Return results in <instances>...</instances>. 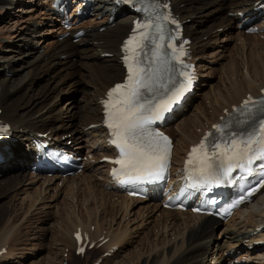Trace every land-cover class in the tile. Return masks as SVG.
<instances>
[{"label":"bare ground","instance_id":"obj_1","mask_svg":"<svg viewBox=\"0 0 264 264\" xmlns=\"http://www.w3.org/2000/svg\"><path fill=\"white\" fill-rule=\"evenodd\" d=\"M103 1L104 0H93L91 6L95 9V12L97 13L96 16L104 13L105 16L101 20L90 18L89 25L84 23L81 24L78 29H83L84 35L78 39V41L74 42L72 39H59V27L52 28L49 21L51 18L46 17L48 16V0H0V18H3V22H0V42L3 44L0 47V119H3L10 124L11 130L14 132L13 138L15 139L8 144L7 149H4V155L8 154L9 158L1 163V171H5L3 166L8 164V162H15L19 155V146H22L24 150H27V153L23 152L21 153V156L27 157L30 163L32 157L30 145L22 142H27V140H30L31 136H34L36 133L49 131V133L53 134L55 138H62V136L67 137V134L74 133L78 136L75 138L74 144H76L79 141L78 139L81 138L86 139V142L88 143L92 139L95 141L101 140L98 138V133L94 132L96 129L88 132L84 131V129L100 119V100L103 99L107 88L122 76V69H120L119 65L120 54H118V46L121 43L122 36L128 32L133 18L128 14L118 18L117 14L124 11L123 8H120L117 9L118 13L115 15L116 19L113 22H109L108 18L111 14L107 11V4ZM170 1L172 2V5H174L175 13L181 21H192L197 13H202L201 18L203 19L209 18L210 15L215 13L219 14L216 16L217 19L212 21L211 25L205 27V29H191L188 31L185 26L186 35L190 36L192 40L191 49L194 51V61L198 57V53L206 51H203L206 36L216 33L219 28H226L229 26L231 28L235 27L233 25H236V21L239 18L238 16L233 15L243 14L244 18L255 15L250 12L252 11L254 2L258 0ZM28 4L31 5L28 7ZM10 8H17L18 12L21 11V14L19 13V20L14 23L16 24V26H14L15 28L12 27L13 18L10 19V17L5 14ZM225 11L226 14H224ZM43 17H45L44 20L48 21V24L42 20ZM239 22L240 21L238 20V23ZM188 23L186 25H188ZM17 26L18 28H16ZM53 26H56L55 23ZM99 29L101 33H99ZM259 29H262V27ZM106 31L107 33L102 34ZM53 32L56 33L55 36L57 41L55 40L50 44L48 43V45L46 44L47 47L44 54H37V46L42 44L45 36L54 34ZM238 33L239 37H246L245 34L243 35L241 32ZM5 38H9L8 42L5 41ZM6 43H9L10 45ZM92 51L93 53H91ZM101 52H111L113 56L110 59L100 60L99 53ZM260 55L257 58H252V62L257 60L256 63L261 62L264 64V53H261ZM65 57H71L72 61L65 63L63 61ZM75 58L78 59L76 60ZM71 68L76 70V73L71 72ZM26 70L28 71L25 72ZM20 71H23L24 73H19ZM79 73L87 78V84L90 88L87 91L89 94V101L87 100L88 103H86L88 106V113L85 117L83 116L84 118L81 119L80 123V126L84 129L83 132L81 129V132L77 134L73 131L66 130L69 127H74L76 125L74 122L69 121L68 123H65L62 121L61 123L59 116L61 111L59 113V110H57L54 105L56 101L53 99H57L60 92L68 89L70 86L68 87L67 80H71ZM203 75L204 74L201 76ZM9 76H16L18 78L11 79ZM43 76L48 77L46 78V84H44L46 86L42 87V89H38V86H36L35 83L39 77ZM246 77L247 76L245 75L242 82L233 83L232 95L236 97L235 100L227 103L222 109L215 108L213 110L215 111V114L211 117L209 116L207 128L210 124L216 122L221 115H225V113H223L224 111L226 113L229 112L232 105L238 104L247 94L257 95L260 90L264 88V78L259 77L256 79H247ZM56 78L61 79L55 82ZM53 115L56 116V118ZM71 117L74 116L72 115ZM70 119L72 120V118ZM59 124L60 127H58ZM182 127L183 128H180L181 133L183 134L185 132L184 136H186L187 130H185V128L187 129L189 127H187V125H183ZM203 128L206 129L204 126ZM200 135L201 134L196 135L195 133L189 136L187 135L189 141L185 140L183 142L185 143L186 149L188 145L197 140ZM18 139L21 142H18ZM101 141H103V139ZM79 144L80 143L75 146V149L82 150L83 145ZM97 147H99V152L108 151V149L104 147V144H100ZM176 153L177 152H175V154ZM88 165H86V167ZM101 168H105L104 165L101 166ZM89 169L92 170V167ZM107 171L108 169L106 170L105 175H107ZM83 172L74 179H72V177H65L66 179L63 181L64 187L67 188L65 191L73 190L75 181L81 178L83 181L82 185L87 182L88 187L86 189H84V187L80 188L79 192H81V194L83 191L86 193V197L84 196L85 199L89 197V194L93 195V200L91 202H94V205L101 203L97 208H102L104 215H110L112 210H114V204H118L115 200L110 201L113 197H117V200L120 201L117 205L120 207L119 211L123 210V205L135 202V200L127 197L125 198L117 193L113 189L110 179L107 178V176L103 175V177L99 178L97 174L95 176L84 175ZM103 179L105 180L103 181ZM23 181L16 180L14 188L22 185V183H24ZM108 189H110L111 192L107 191ZM99 192L101 196H103L101 199H98L97 197ZM78 196L79 194L74 192V198ZM255 202L263 205L264 192L255 199ZM107 203H109V207H106ZM149 203L154 204V201ZM253 205L254 203L252 206ZM82 206L84 205L82 204ZM252 206L235 213V216L228 223L216 222L209 217L197 216L190 212L183 213L180 211L170 212L163 210L167 215L166 218L164 217L166 222L165 225L173 226V228L176 229L181 228L182 226L183 232H181V234L175 233V241L172 242L170 240L167 246V243H165L159 251V256L152 257L150 254L141 264H203L206 259L208 260V257H211L209 258V264H217L222 261H227V263H229L234 259H241L242 255H244L246 259L252 260L249 264H264V248H254L253 251L255 252L251 257H249L251 253H241V247L251 245L253 241L257 240V236L264 237V209L262 207L260 211L256 212ZM175 213L179 216L181 214H189L190 216L198 217L199 222L197 228L193 230V224L188 220H176ZM87 215V217H91L93 223H88V225L81 221H79L78 224L74 223L75 231L77 228L81 227L88 230L87 227L94 224V218L92 219L93 212L88 206ZM79 217V219H81V216ZM167 220L171 221L169 225ZM259 227L262 229L257 234L253 235V231ZM217 228L222 229L219 234L220 236L216 234ZM88 234L91 239H95V236H102L99 232L93 234L88 231ZM8 236L7 238L6 236H2L4 239L0 237V241L8 239L10 243L12 242L13 244L15 239L11 237V235ZM122 236V234L111 233L103 236V239H108L104 245V249L108 251L109 249H112L114 245L121 243L123 241ZM182 237L184 238L182 239V244L180 242L178 244V239H181ZM6 240L5 242L3 241L4 243L2 242L3 245H1L2 243L0 242V248H4V245L9 243V241ZM65 242L67 244L70 242V245H72V247L74 246L73 238H67ZM180 244L181 246L179 248ZM10 246L11 245L9 244V247ZM157 248H160V245L154 247L150 251L157 250ZM8 254L9 252L7 251L6 255L2 258L4 259ZM102 264L111 263L110 261L105 260ZM135 264H140V261L138 260Z\"/></svg>","mask_w":264,"mask_h":264},{"label":"rangeland","instance_id":"obj_2","mask_svg":"<svg viewBox=\"0 0 264 264\" xmlns=\"http://www.w3.org/2000/svg\"><path fill=\"white\" fill-rule=\"evenodd\" d=\"M30 5L31 4H28V7ZM20 12L17 11V8H10L5 12L10 19L13 18V28L16 26L14 23L19 20ZM224 14H226V11ZM201 15L202 13H197L193 17V20L189 21L188 25H186L188 31L191 29L202 30L203 28L205 29V27H209L212 21L217 19L216 16L219 14L215 13L205 19L201 18ZM44 18L45 17H43L42 20L48 24V21L44 20ZM238 20L239 19L236 21L237 23ZM0 22H3V18H0ZM260 22H264V20L262 19ZM89 23L88 20V22L84 24L89 25ZM54 27L55 26L52 28ZM16 28H18V26ZM238 32L239 31L236 30L235 27H229V29L224 28L222 31L209 34V36L205 37L203 51H206L198 53V57L200 55V58L197 62L198 64L200 63L197 67H201L202 71H204L205 81L202 85L200 84L201 86L193 95L192 100L188 102L184 111L168 128L169 132L174 133V139H176V152L178 155L185 145L183 142L185 140L189 141L188 136L193 133H199L201 128L203 130V126L208 124L209 116L211 117L215 114V111H213L215 108L222 109L227 103L235 100L236 97L232 95L234 82H242L245 75L247 79L264 78V64L261 62L256 63L257 60L252 62V58H257L261 53H264V40L250 35H246V37L242 38V36L239 37ZM99 33H101L100 29ZM105 33H107V31L102 34ZM43 39L42 44L37 46V54H44L47 47L46 44L48 45V43L54 42L56 36L50 34ZM8 40L9 38H5L6 42H8ZM6 44L10 45L9 43ZM2 45L3 44L0 42V47ZM91 53H93V51ZM63 61L67 63L72 61V58L65 57ZM71 69V72L76 73V70L73 68ZM23 71L19 73H24ZM27 71L28 70L25 72ZM10 78L16 79L18 77L11 76ZM46 78L48 77L43 76L37 79L35 84L38 86V89H42V87L46 86L44 85L46 84ZM60 79L61 78H56L55 82ZM67 82L68 87H70L63 90L64 92H60L57 99H53L56 101L54 105L57 110H59V113L61 111L59 115L61 123L62 121L65 123L72 121L76 124L74 127H69L70 129L67 128L66 130L79 134L81 129L82 132L84 129L80 126L81 119L88 113V106L86 103L89 101V94L87 91L90 87H88L87 78L84 77V75L82 76L81 73L74 76L71 80L68 79ZM71 114L74 117H71ZM54 117L56 118V116ZM70 118H72V120ZM183 125L189 127L187 129L185 128L188 136H184L185 132L183 134L181 133L180 128H183ZM58 127H60V124ZM72 135H74V138H70L74 144V140L78 136L75 134ZM70 138L66 140H70ZM78 140H82L79 145L82 144L83 147L88 146L83 143L86 142V139L81 138ZM18 142L21 141L18 139ZM18 148L19 155L15 162H8V164L3 166L5 171L0 170V237L6 236L7 238L8 235H11V237L15 239L13 244L12 242L10 243L8 239H5L9 241L7 244L11 246L7 248L9 254L4 259L2 256L6 255L5 253L0 256V264H61L63 259H66L67 253L70 259L69 264H94L99 258H103L100 264H102V262L104 263L105 260L110 261L111 264H135V262L139 260L141 264L150 254L152 257L159 256V251L163 245L167 243V246L170 240L174 242L175 233L181 234V232H183L182 226L176 229L173 228V226L165 225L166 222L164 217L166 218L167 215L163 212V209L161 210L157 207L158 205L147 201H135L131 204L127 203V205H123V210L119 211L120 207L117 205L120 201L117 200L116 197L111 198L110 201L115 200L118 204H114V210H112L110 215H104L102 208H97L101 203L94 205V202H91L93 200V195L89 194V197L85 199L86 193L84 191L82 194L79 192L80 188L84 187V189H86L88 187L87 182L82 185L83 181L79 177L80 179H77L74 183V189L71 191L69 190V192L65 191L67 188L64 187L63 182L61 184L57 183V181L54 182L52 179L44 180L43 178L37 180L27 171L30 164L29 159L25 156H21V153H27V150H24L22 146ZM75 150L80 151L77 149ZM101 166L103 165L100 164L98 167H95V165L92 166L89 164L86 167V172L83 173L84 175L93 176L97 174L98 177L101 178L106 173L105 170L103 174L101 169L104 168H101ZM91 167L93 171L89 169ZM0 168L2 169V167ZM74 178L76 177H72V179ZM16 180H24V183L14 188ZM104 180L105 179H103V181ZM74 192L79 194V196L74 198ZM97 197L101 199L103 196H101L99 192ZM82 204L84 206H82ZM262 204L263 205L254 203L252 208L256 212L260 211L262 207L264 209V203ZM87 206L93 212L92 219L94 218V224L87 227L88 229H92L93 234L96 232L101 234V232L105 231L106 232L102 236L108 233L122 234L123 241L112 256L104 257L102 251H107L102 248L101 250L86 252V257L82 259L72 256L73 260H71L68 248H71L72 245H70V242L67 244L65 240L67 238L72 239V234L75 232L74 223L78 224L79 221L86 225H88V223H93L91 217H87ZM106 207H109V203H107ZM79 216H81V219H79ZM175 216L177 218L176 220H188L191 222L193 224V230L198 226V217L190 216L189 214H181L179 216L177 213H175ZM170 223L171 221H168V225ZM221 230V228H217L216 234L219 235ZM182 239L184 238L178 239V244L179 242L182 244ZM5 240L3 241L5 242ZM3 241L0 242L2 243ZM3 243L1 245H3ZM158 245H160V248L150 251ZM208 261H205L203 264H207ZM224 262L226 261H222L218 264H223Z\"/></svg>","mask_w":264,"mask_h":264},{"label":"snow or ice","instance_id":"obj_3","mask_svg":"<svg viewBox=\"0 0 264 264\" xmlns=\"http://www.w3.org/2000/svg\"><path fill=\"white\" fill-rule=\"evenodd\" d=\"M138 2L143 3L144 0H138ZM155 7L156 0H152L151 4L138 9L148 13V16L144 22L136 24L134 35L123 45L125 52L123 60L128 71L127 82L115 85L108 92V99L103 101L108 115V127L112 129L114 137L111 143L119 149L120 153V157L113 161L120 167L114 169L112 174L117 177H126L121 180V183L160 178V173L167 166L171 141L161 133L150 132L145 126L163 119V114L180 99L191 80L187 73H180L185 77V82L171 91L165 99L155 104L146 95L147 93L154 95L157 85L154 83V73L144 67L141 54L148 44L165 38L163 27L154 21L170 20L169 16L155 12ZM168 47L177 52L173 45L169 44ZM160 48L161 45L155 43L156 51L152 54L154 60H159ZM185 54L183 49H180L174 58L183 63L180 57ZM159 87L163 88L164 84H160ZM257 105L259 107L256 110L264 113V100L254 101L250 97L244 101L242 109L249 120L253 119V108ZM253 122L257 124L253 130L230 133V139L225 144L212 143L211 153L207 150L209 145L205 143L208 136L192 148L188 163L192 164L194 160L198 163L196 172L204 178L205 183H208L217 172L220 177L227 179L235 169L243 168L245 164L251 165L257 160L264 161V116ZM214 127L217 132L223 131L220 126ZM6 131V128L0 126V135ZM213 159L219 161L215 168ZM259 168L262 170L259 174L264 177V163H261ZM251 172L249 168L248 173L251 174ZM261 184L264 186V180ZM248 194L251 195L252 192ZM77 239H80L79 234Z\"/></svg>","mask_w":264,"mask_h":264}]
</instances>
